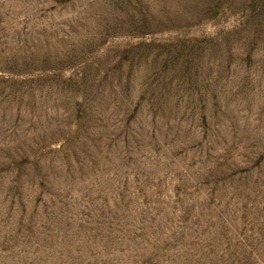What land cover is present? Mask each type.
<instances>
[{
	"label": "rangeland",
	"instance_id": "374dc122",
	"mask_svg": "<svg viewBox=\"0 0 264 264\" xmlns=\"http://www.w3.org/2000/svg\"><path fill=\"white\" fill-rule=\"evenodd\" d=\"M0 264H264V0H0Z\"/></svg>",
	"mask_w": 264,
	"mask_h": 264
}]
</instances>
